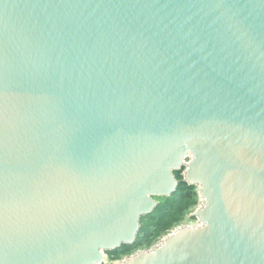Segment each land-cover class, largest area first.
<instances>
[{
	"label": "water",
	"instance_id": "95a60500",
	"mask_svg": "<svg viewBox=\"0 0 264 264\" xmlns=\"http://www.w3.org/2000/svg\"><path fill=\"white\" fill-rule=\"evenodd\" d=\"M182 170L117 264H264V0H0V264H107Z\"/></svg>",
	"mask_w": 264,
	"mask_h": 264
},
{
	"label": "trees",
	"instance_id": "16d2710c",
	"mask_svg": "<svg viewBox=\"0 0 264 264\" xmlns=\"http://www.w3.org/2000/svg\"><path fill=\"white\" fill-rule=\"evenodd\" d=\"M182 173L183 170L175 172L176 178L180 181L178 191L169 198L161 199L158 209L152 215L142 219V229L136 242L133 245L123 246L119 250L107 253L111 262L109 264H114L113 261L138 252L145 248L146 243L151 244L150 240L147 242L144 240L162 236L180 222L186 212L196 205L199 198L197 188L182 183Z\"/></svg>",
	"mask_w": 264,
	"mask_h": 264
},
{
	"label": "rangeland",
	"instance_id": "374dc122",
	"mask_svg": "<svg viewBox=\"0 0 264 264\" xmlns=\"http://www.w3.org/2000/svg\"><path fill=\"white\" fill-rule=\"evenodd\" d=\"M161 199H159V202L161 203ZM160 206V205H159ZM200 208V199L198 198V202H196V205L194 207H192L189 211L186 212V214L182 217V219L180 220V222H178L177 224H175L169 231H167L166 233H164L162 236L157 237V238H152V239H147L144 240L145 242H147L148 240L151 241V244H145V248H142L139 251H144V250H150L151 248H153L154 246H157L158 244H160V242H162L165 238L169 237L170 235H172L177 229L181 228V227H186V226H195L198 225V219L197 218H193V215L198 211V209ZM123 257L119 260L113 261L114 264H117L120 261H123L127 258ZM106 262L107 264L111 263L109 260L108 255H106Z\"/></svg>",
	"mask_w": 264,
	"mask_h": 264
}]
</instances>
